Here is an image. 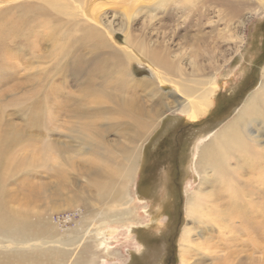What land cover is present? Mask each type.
Instances as JSON below:
<instances>
[{"label": "rangeland", "instance_id": "1", "mask_svg": "<svg viewBox=\"0 0 264 264\" xmlns=\"http://www.w3.org/2000/svg\"><path fill=\"white\" fill-rule=\"evenodd\" d=\"M126 52L160 55L164 77L190 79L193 97L217 82L215 102L189 120L188 96L135 58L124 65ZM263 75L264 0H0V218L18 217L38 241L88 236L129 188V237L105 227L110 245L88 236L80 244L94 254L50 264H264V105L242 130L263 161L230 160L236 196L223 200L197 172L200 149ZM200 188L214 193L212 225L190 216Z\"/></svg>", "mask_w": 264, "mask_h": 264}, {"label": "bare ground", "instance_id": "2", "mask_svg": "<svg viewBox=\"0 0 264 264\" xmlns=\"http://www.w3.org/2000/svg\"><path fill=\"white\" fill-rule=\"evenodd\" d=\"M50 4L52 5L53 2L51 1ZM204 44L205 43H201V45ZM168 45L169 44L165 43L166 47ZM197 45H200V43ZM153 47L155 50L158 48L157 45H153ZM126 53L127 63L124 62V65H130L135 58L142 65L148 66L151 72H154L153 74L157 77L159 83L172 84L176 87L177 91L175 90V92L188 96L185 101L189 102V105L186 106V104H184L179 113L186 115L189 120H196V118L206 114L209 107H212L213 102H215L213 98L219 88L217 82H211L209 87L207 86V88L202 89V92L199 95L193 97L194 95H190L188 88V86H190V79L185 78L184 80L181 79L177 82L164 77L167 74L157 68V65L162 67L166 65L165 60L162 59L160 55L148 57L144 54ZM113 57V61H115L118 59L117 57H120V53L115 52V56ZM210 59H212V57ZM119 62L120 60L117 63L119 64ZM125 74L130 78L128 80H135L129 66L125 68ZM117 84L120 85V88L122 87L120 82ZM260 84H262V81ZM184 87L185 91L182 89ZM158 89L162 90L160 89V86ZM177 93L173 92V94ZM262 105H264V86L258 89L256 94L247 101V104L239 111L235 119L229 122L219 132L215 133L213 139L206 143L199 151L197 158V172L201 177L202 185L217 180L221 185L219 189L226 193V195L223 196V200H226L227 197H235L239 192V187H236V185L241 181L240 175L235 171V168L232 167V164H230V160L232 159V156L235 155V152H239V155L236 156L241 158V161H243L241 162L242 165H257L263 161V159L260 158V155H256L257 151L253 149V147H256V145L260 143L257 139L258 137L249 134L248 132L243 134L242 131L243 129L245 130L249 117L253 118V116L261 113L260 109ZM126 109L127 107H124V111ZM131 109L132 105H130V110ZM258 116L263 117L264 114ZM208 170L212 172L210 175ZM2 185L3 183L0 179L1 191H3ZM216 188L217 187H214V189ZM122 189L123 192L115 193L110 201V208L103 212L101 216L103 217L100 222L101 224L99 223L95 229L88 233L91 243L97 244L100 248L103 243H110V239H107L106 237V228L110 230L114 228L116 235L122 233L123 230H127L128 236L130 235L128 233L131 229V224L135 223L131 211V204L135 201V197L129 193V188V192L124 188ZM205 189L200 188L199 192H193V196L195 197L190 204V216L193 217L195 221L208 226L212 225V222H210L211 217L208 215L211 214L212 209L210 208L211 212L205 209L207 207H213L215 199H212L214 195L213 191H206ZM251 193L253 194V191ZM250 194L248 192L246 195H248V197L250 196L249 198H252V195ZM245 197H243L244 200ZM7 208L8 206H4V203L0 200V213H4ZM85 224L91 226L92 221L88 219L83 222V234L84 229L88 227ZM35 232L36 231L32 226L21 224L18 217H14L12 220L8 221L4 218H0V264H18L22 262L25 264H50L55 258L58 259V262L61 261L65 263L68 261L67 259L69 257L72 258L73 263H80L81 260L83 262V260L86 259L88 253L94 254L90 243L80 244V240L83 238L86 239L88 237L87 235H75L70 239H68V237H61L58 239L38 241L35 238ZM186 238L189 239V234Z\"/></svg>", "mask_w": 264, "mask_h": 264}]
</instances>
